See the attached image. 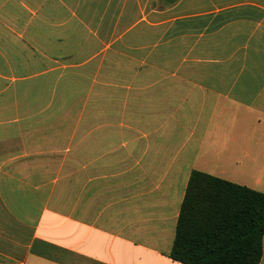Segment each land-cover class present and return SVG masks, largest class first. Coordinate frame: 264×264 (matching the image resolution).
<instances>
[{"label": "crops", "instance_id": "0c3cea01", "mask_svg": "<svg viewBox=\"0 0 264 264\" xmlns=\"http://www.w3.org/2000/svg\"><path fill=\"white\" fill-rule=\"evenodd\" d=\"M192 170L264 193V0H0V264H181Z\"/></svg>", "mask_w": 264, "mask_h": 264}, {"label": "trees", "instance_id": "16d2710c", "mask_svg": "<svg viewBox=\"0 0 264 264\" xmlns=\"http://www.w3.org/2000/svg\"><path fill=\"white\" fill-rule=\"evenodd\" d=\"M264 193L192 170L169 257L181 264H258Z\"/></svg>", "mask_w": 264, "mask_h": 264}]
</instances>
